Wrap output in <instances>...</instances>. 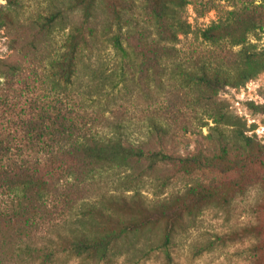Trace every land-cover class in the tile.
<instances>
[{
    "label": "rangeland",
    "instance_id": "obj_1",
    "mask_svg": "<svg viewBox=\"0 0 264 264\" xmlns=\"http://www.w3.org/2000/svg\"><path fill=\"white\" fill-rule=\"evenodd\" d=\"M245 1L260 2L188 0L181 11L182 19L189 24L188 31L178 34L173 43L176 57L163 61L159 82L151 79L152 74L144 78L138 66L140 58L133 53L128 64L122 63L103 32L101 9L94 11L95 33L83 49L73 84L67 89L60 87L58 93L67 132L72 134L68 139L57 137L51 142L69 145L75 140L111 137L123 143L162 147L181 156L202 151L210 165L157 164L149 169L144 161L132 176L130 170L115 168L84 181L69 178L65 182L71 186L67 187L68 203L61 195L49 207L50 218L40 222L33 235L26 238L25 244L37 251L33 256L21 253L16 221L7 223L1 219L12 212L15 197L0 188V264H41L44 253L51 254L47 264H264V71L242 85H226L214 96V107L238 118L232 125L207 116L204 101H198L202 91L192 84L182 85L188 81L185 73L198 70L202 60L209 61L212 49L202 40L200 30L225 17L226 11L235 7L233 4ZM131 2L126 14L130 19L125 26L127 34L144 36L147 30L156 35L145 18L142 2ZM51 3L52 0H0V67L14 62L23 72L11 79L0 77V125L6 126L8 117L15 119L10 111H4V101L15 103V112L23 108L22 114L34 115L53 99L48 62L64 50L63 39L69 26H56L50 34L33 26L35 11L49 13ZM70 16L77 21L79 12ZM249 40L258 48L264 47V32L258 30V34L249 35ZM122 42L141 56L136 38L131 40V48L126 40ZM9 129L13 132L15 127ZM1 132L0 128V137ZM234 135L242 145L232 143ZM222 145L227 148L225 153ZM199 191L208 194L206 202H193ZM174 193H178L174 202H183L185 207L170 241L164 244L163 219L169 212L152 220L158 211L146 209L139 200L153 201ZM132 197L136 202L129 207L116 208L117 218L120 223L133 218L143 224L141 228L114 238L106 257L73 252L70 244L76 235L94 233L89 218L93 206L100 208L101 202L109 199ZM148 217L150 222L146 221ZM110 223L100 222L98 233L103 236L121 230L122 226Z\"/></svg>",
    "mask_w": 264,
    "mask_h": 264
},
{
    "label": "trees",
    "instance_id": "obj_2",
    "mask_svg": "<svg viewBox=\"0 0 264 264\" xmlns=\"http://www.w3.org/2000/svg\"><path fill=\"white\" fill-rule=\"evenodd\" d=\"M140 1L145 18L156 33L154 36L147 30L144 31V36L127 34L129 30L125 26L130 19L126 14L132 7L131 0H52V10L50 9L49 13L44 14L39 9L35 11L37 15L33 19V26L44 28L47 34L52 33L56 26L60 25L63 28L68 25L69 30L63 39L64 50L51 57L48 62L53 94L51 102L45 108L42 106L38 109L34 115L22 114L23 108L22 111L15 112V103L3 102L6 114L10 111V115H14L15 119L8 117L6 126L0 125L2 130L0 188L15 197V205L11 209L12 212L5 213L1 219L7 223L16 221L18 225L16 235L22 242L20 244L22 254L28 253L33 256L34 252H37L31 244H25L26 238L33 235V229L37 228L40 222L50 218L49 207L56 204L61 195L65 196L62 200L68 203L65 199L69 195L67 189H71V186L68 187L65 182L71 177L84 181L101 174L102 171L115 168L130 170L132 176L135 169L144 161H147L146 167L149 169L157 164L169 167L177 164L199 167L210 165V159L202 151L181 156L162 147L156 149L146 144L123 143L120 139L111 137L89 142L75 140L69 145L64 142H51L57 137L68 139L72 134L67 132L68 126H65L67 118L61 112L59 103L61 99L58 93L60 87L67 89L73 84L83 49L87 48L89 39L93 38L95 33L93 18L97 8H100L103 14V32L109 36L107 40L120 56L122 63L128 64L131 61L130 53L136 58L139 57L138 66L144 78L147 76L151 78L152 74L151 79L159 82L163 61L176 57L177 51L173 43L178 40V34L186 33L189 27L181 16V11L188 0ZM233 5L235 7L227 10L225 17L218 18L200 30L202 40L208 42L212 49L208 54L209 61L202 60L198 64V70L185 73V77L189 76L188 81L182 84L184 86L192 84L202 91L199 92L198 101H204L205 114L215 122L225 125L236 124L238 118L213 106L216 103L212 101L218 90L226 85H242L264 71V47L258 48L249 40V35L258 34V30L264 32V0H260L258 4L245 1ZM75 12H79L77 21L71 20L70 16ZM134 38L139 50H142L141 56H138L133 48L129 51L122 42L126 40L131 48L134 47L131 43ZM14 64L7 62L5 68L0 67V77L11 79L15 75L21 76L23 73L21 66ZM154 125L158 128L163 127L161 124ZM8 127L15 129L12 132L10 129L7 130ZM233 138H235V142L232 140L233 144L242 145L236 135ZM221 150L225 153L227 148L222 145ZM177 194L153 201H145L142 198L139 200L146 209L158 211L151 216L152 220H159L167 211L169 212L163 219L166 227L164 244L170 241L176 222L182 217L181 210L185 207L183 202L178 205L174 202ZM208 197L206 192L199 191L194 195L193 202L203 203ZM134 199L136 198L122 201L109 199L101 202L100 208L93 206L89 218L94 233L76 235L73 238L74 242L70 244L73 252L86 253L91 257H106L114 238L141 228L143 224H137L133 218L123 223L117 218L116 208L123 205L129 207L136 202ZM172 204L176 205L170 209ZM160 207L164 208L159 211ZM102 221L118 224L122 228L118 233L109 230L110 232L102 236L97 230ZM146 221L150 222V217ZM50 260L51 254L44 253L41 264H47Z\"/></svg>",
    "mask_w": 264,
    "mask_h": 264
}]
</instances>
